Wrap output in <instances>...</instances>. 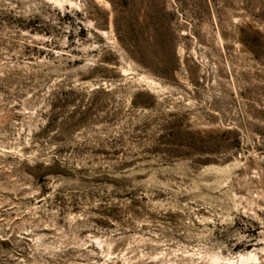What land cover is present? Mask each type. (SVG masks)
Wrapping results in <instances>:
<instances>
[{
  "label": "rangeland",
  "instance_id": "obj_1",
  "mask_svg": "<svg viewBox=\"0 0 264 264\" xmlns=\"http://www.w3.org/2000/svg\"><path fill=\"white\" fill-rule=\"evenodd\" d=\"M240 255L264 264V0H0V264Z\"/></svg>",
  "mask_w": 264,
  "mask_h": 264
},
{
  "label": "bare ground",
  "instance_id": "obj_2",
  "mask_svg": "<svg viewBox=\"0 0 264 264\" xmlns=\"http://www.w3.org/2000/svg\"><path fill=\"white\" fill-rule=\"evenodd\" d=\"M96 243H97V245H99L100 244V240L98 239V240H96ZM211 256V255H210ZM209 257V256H208ZM214 257V256H213ZM217 258H210V260L211 261H213V262H218V261H221V260H223V259H221L220 260V258H218V256H216ZM256 257L257 256H255V255H250V256H242V255H240L239 256V259H237V261L235 262V264H237V262H241V264L244 262V264L245 263H247L248 261H250V260H252V261H257V259H256ZM224 261V260H223ZM226 262L224 263V264H231L233 261H230V260H225ZM218 264V263H217ZM239 264V263H238ZM248 264V263H247Z\"/></svg>",
  "mask_w": 264,
  "mask_h": 264
}]
</instances>
